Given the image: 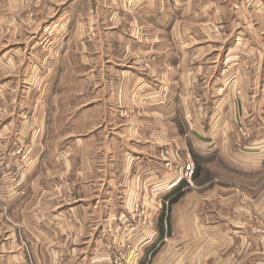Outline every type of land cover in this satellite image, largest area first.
Masks as SVG:
<instances>
[{"label": "crops", "instance_id": "crops-1", "mask_svg": "<svg viewBox=\"0 0 264 264\" xmlns=\"http://www.w3.org/2000/svg\"><path fill=\"white\" fill-rule=\"evenodd\" d=\"M25 1L0 0V264H264V191L234 186L264 180V0Z\"/></svg>", "mask_w": 264, "mask_h": 264}, {"label": "rangeland", "instance_id": "rangeland-1", "mask_svg": "<svg viewBox=\"0 0 264 264\" xmlns=\"http://www.w3.org/2000/svg\"><path fill=\"white\" fill-rule=\"evenodd\" d=\"M25 5V7H24V10H23V14L22 15H20V17H21V19L26 23V24H33V25H35L36 23L38 24V22H39V20H40V18H41V16H40V14L39 13H37V11H36V7H35V4L33 3V2H31L30 0H27V1H25V3H24ZM22 13V12H21ZM244 13V12H243ZM30 22V23H29ZM215 35H216V33H217V30L215 29L214 30V32H213ZM37 110V107L34 109V111H36ZM34 111H33V113H34ZM7 112H8V109H7V107H5V105L3 104V98H2V96L0 95V115L2 116V117H4L6 114H7ZM32 113V114H33ZM241 138L244 140V142H249L250 141V139H251V133L249 132V131H251L250 130V128L248 127V126H246L244 123L241 125ZM239 131H240V129H239ZM23 152H22V150H20L19 152L17 151V157L20 159V160H26L27 158L26 157H23ZM29 162V161H28ZM190 163H192L193 165H194V169H195V172H194V175H193V177H192V180L190 181V182H187L186 180H184V181H178L180 184L178 185V186H180V185H182V183H184V185H185V187H184V189H183V191H184V193L187 191V190H189V189H192V188H194L195 186H196V183H195V181H194V178H195V174H196V166H195V164H194V162H190ZM22 165V164H21ZM23 166V165H22ZM222 181L223 180H219V179H217V180H215V181H213V183L212 184H210V185H208L207 187H212V186H223V185H225V184H221L222 183ZM237 181H239L240 183H238V182H236V184L234 185L235 186V189H236V191H241L242 189H246V190H249V191H264V180L263 181H259V182H256V183H253V184H251V183H247V184H250V185H254V186H248V185H245V184H243V183H241V182H243L242 180L240 181V180H237ZM221 182V183H220ZM245 183V182H244ZM221 184V185H220ZM69 186H70V192H69V199H68V202H74V199H75V194L74 193H76V191H77V188H76V190H75V186L71 183V184H69ZM71 194V195H70ZM169 197H170V194H168V195H166L165 196V200L164 201H156L158 204H160L161 202L163 203V205H162V207H163V209H164V211H165V213L166 212H169V210H170V200H169ZM70 200V201H69ZM153 205H155V202L153 203ZM142 207H145L144 205H140V208H142ZM165 213H164V215H165ZM163 215V216H164ZM166 216V215H165ZM256 218H249V223L251 224V225H254V224H256L255 225V227H252L251 228V231L252 232H250L249 234L250 235H252L257 241H260V242H262V241H264V226L262 225V223L259 221L260 220V217L259 216H255ZM67 222H68V220H66ZM234 250H236V249H234ZM234 250H231L229 253H230V255L231 254H233V252L232 251H234ZM228 253V254H229ZM125 262H126V260L125 259H123L121 256L120 257H118V259H116L115 260V264H125Z\"/></svg>", "mask_w": 264, "mask_h": 264}, {"label": "trees", "instance_id": "trees-1", "mask_svg": "<svg viewBox=\"0 0 264 264\" xmlns=\"http://www.w3.org/2000/svg\"><path fill=\"white\" fill-rule=\"evenodd\" d=\"M185 185L182 183V185L178 186L172 193H170L171 197L170 198V204H174L178 202L179 199H181L184 195L183 189Z\"/></svg>", "mask_w": 264, "mask_h": 264}, {"label": "built area", "instance_id": "built-area-1", "mask_svg": "<svg viewBox=\"0 0 264 264\" xmlns=\"http://www.w3.org/2000/svg\"><path fill=\"white\" fill-rule=\"evenodd\" d=\"M194 172H195L194 165L192 163H188V165L185 168V172L183 176L180 177L178 181L186 180L187 182H190L192 180Z\"/></svg>", "mask_w": 264, "mask_h": 264}]
</instances>
